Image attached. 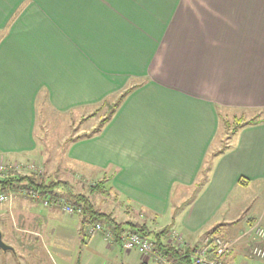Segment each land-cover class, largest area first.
<instances>
[{"label":"crops","instance_id":"0c3cea01","mask_svg":"<svg viewBox=\"0 0 264 264\" xmlns=\"http://www.w3.org/2000/svg\"><path fill=\"white\" fill-rule=\"evenodd\" d=\"M17 1L0 0V28L13 34L0 40L2 156L36 149L42 101L67 111L129 90L100 131L71 142L68 158L107 175L120 201L160 215L174 185L196 184L223 148L213 147L223 110L264 118V0H44L29 25L18 23L26 10L16 16ZM232 135L176 228L190 244L202 241L193 238L228 191L264 180V122ZM27 198L5 207L17 230L0 264L10 254L20 264H143L118 238L86 237L80 215L60 219L59 209Z\"/></svg>","mask_w":264,"mask_h":264},{"label":"rangeland","instance_id":"374dc122","mask_svg":"<svg viewBox=\"0 0 264 264\" xmlns=\"http://www.w3.org/2000/svg\"><path fill=\"white\" fill-rule=\"evenodd\" d=\"M16 5L17 3H15V6ZM43 5L44 0H20L15 15L17 16V14L21 13L23 9L26 11L20 16L18 23L21 21H27V24L29 25V20L27 18L31 16H29L28 13L30 12L31 14V11L33 10L32 8ZM5 16L8 17L11 16V14H7ZM32 23L35 26L36 20L33 19ZM17 25L18 24H16V26ZM35 27H39V25ZM12 35V31L10 32L8 27L5 29L0 28V40L3 37L9 38ZM116 99L117 97H114L112 94L109 95L101 103V105H85L78 108H72L67 111H57L46 100L42 101L37 109L38 114L36 124L34 126V141L36 143V149L32 151L30 157L26 155H12V157H6L0 154V161L2 160L7 163L32 162V164L36 165L38 168H24L22 170L43 174L47 181L53 179L66 180L75 193H84L86 195L89 194L90 186L96 181L100 180V178L103 176H101L97 170L89 168L86 164L68 158L69 149L72 144L71 142L76 141L75 139L71 141L69 138L81 136L89 131L93 132L97 127L100 126L101 121L109 115L110 104L115 102ZM235 112L238 111L223 110V113H225L224 115H226L228 118V122L225 120L221 121L219 136L216 138L213 144L214 148L219 149L224 147L225 144H227L229 140L232 139L233 135L230 131H232L235 126L233 119ZM236 115L239 116L241 114L238 113ZM228 123L230 125H228ZM200 178L201 171L196 181H198ZM206 184H204L200 191L204 189ZM109 186V182H106V187ZM195 186L196 184H193L192 186L185 188L179 184H175L171 195L172 197L169 201L168 211L167 207H165L160 215L150 211L148 212L146 208L141 210L138 205L129 204L130 201L129 203L128 201L125 202L124 200L120 201V199L114 195L107 196L99 191L94 193L92 197L99 209L107 212H114L115 216L120 221H124L126 219L137 220L139 222L145 221L151 230H159L166 225L172 224L174 212L177 211L175 222L172 225V229L177 231V226L182 225L184 221L182 216L184 213H186L195 199L199 197L200 191L197 193V195L194 194ZM20 187L21 186H18V188ZM60 190H63V187ZM193 195L196 196L192 198ZM18 196L21 195L18 194ZM16 197H14V199ZM224 200V206L218 211L217 215L213 217L199 231V235L193 238L194 241H198L200 238L202 241L205 240L208 237L207 232L224 223L223 226L228 227L226 237L231 241H235L232 247L235 260L232 264H264V262L258 260L257 258L250 257L249 253H251L250 248L253 241L251 242L250 238L248 237V233L245 236H242L243 232L250 231V234L256 226L264 224V180L253 182L250 185L237 184L233 189L226 193ZM11 201L0 203V230H2V238L5 243L12 241L8 234L12 233L14 230H17L15 227H13L14 221L11 220L10 217L11 211L5 209L8 203L11 204ZM37 202L41 203L40 201ZM49 207L59 209L61 214L59 217L60 219H62L64 216L66 218L70 217L68 215L69 213L65 214L62 207L58 205L56 201L52 206ZM3 211H6L9 217L3 216L1 214ZM70 223H73V221H70ZM80 224L81 230L84 231L85 236L92 237V235L86 233L89 225L82 229V222ZM15 226L17 227L16 224ZM67 228L70 230L75 229V227L72 225H68ZM184 236V240L191 241L189 236ZM69 240L70 241L67 245L70 246L71 249L75 248V240L72 238H69ZM256 244L264 245L263 242L259 241H256ZM10 257V262H6V264H15V262L20 264V261H22L21 258L19 259L15 254H10ZM143 258V264H146L148 259L145 256H143ZM3 262L2 264H4Z\"/></svg>","mask_w":264,"mask_h":264},{"label":"trees","instance_id":"16d2710c","mask_svg":"<svg viewBox=\"0 0 264 264\" xmlns=\"http://www.w3.org/2000/svg\"><path fill=\"white\" fill-rule=\"evenodd\" d=\"M129 90L124 91L115 102L110 104L109 115L105 117L99 127H97L93 132L89 131L81 136L70 137L69 139L73 141L83 137H91L96 132L101 130V127L111 118V116L115 113L121 101L124 99ZM226 121V120H225ZM228 122V121H227ZM235 126L232 129L231 134H234L240 128L246 125L258 124L264 122V118L261 115H256L250 118L238 117L234 116ZM228 125H230L228 123ZM225 147L221 150L213 151L209 154L206 164L202 167L201 178L196 182V186L194 189V194L197 195L199 191L202 189L204 184L208 182L209 173L212 169L213 158L223 152ZM109 179L107 175H104L100 180L96 181L94 184L90 186L89 194L84 193H75L72 187L69 185L68 181L63 179L50 180L47 181L43 174H37L32 171H23L16 170L9 172L6 176L0 175V192L8 191L11 189H15L18 186H22L26 189H33L36 192L42 195H49L51 199L57 201L58 198H65L67 202L72 205H75L80 212L77 215L81 216L82 229L86 228V226L90 224H94L96 222H102L105 225L107 230L111 229L116 238H120V234L126 230L137 231L142 234L146 238H150L154 241L156 246L164 251L168 257L172 260L179 261L183 264H196L193 259L189 256V251H185L183 248L176 246L175 244L169 242L168 233L172 230V225L175 222L176 212L173 215V223L170 225H166L159 230H151L145 221L139 222L137 220L126 219L124 221H120L114 214V212H107L99 209L95 201L93 200L92 195L96 192H102L105 195H114L117 193L112 186L106 187V182ZM63 187V190H60ZM90 195V196H89ZM196 195H193L192 198ZM32 199V198H30ZM37 200V199H33ZM40 201V200H37ZM141 210L145 209L140 207ZM74 215V214H73ZM224 223L218 225L213 230L207 232L208 242L205 243L209 247V256L211 258L215 257V248L217 247L215 238L217 236H222L227 238V228L223 226ZM205 241V240H204ZM202 241L201 243L203 244ZM200 243V244H201ZM197 245V244H194ZM250 257H252L250 255ZM235 260V256L233 253V249L227 252L222 258L221 262L217 264H232Z\"/></svg>","mask_w":264,"mask_h":264},{"label":"built area","instance_id":"2783aa9c","mask_svg":"<svg viewBox=\"0 0 264 264\" xmlns=\"http://www.w3.org/2000/svg\"><path fill=\"white\" fill-rule=\"evenodd\" d=\"M38 168L32 162H14L7 163L0 161V175L6 176L9 172L13 170H22L24 168L34 169ZM21 195L24 197L40 200V202L45 206H52L55 200L51 199L49 195H42L36 192L33 189H26L24 187L16 188L14 190H8L0 192V203L8 202L14 199V197ZM62 209L69 214H77L80 210L75 206L67 202L65 198H58L56 201ZM99 232L105 233V238L108 240H115L116 235L112 230H107L105 225L102 222H96L90 224L86 230L87 234L93 235ZM250 231L243 232L242 236H245L248 233L250 238L251 248L249 253L252 257L257 258L258 260L264 262V245L256 244V241L263 242L264 244V224H260L254 228V230L249 234ZM119 240L121 241L122 246L127 250H136L141 253L142 256L147 257L148 262L146 264H183L179 261L172 260L168 255L159 249L154 241L150 238L144 237L137 231L126 230L120 234ZM169 242L175 244L178 247L183 248L185 251H189V256L194 260L196 264H217L221 262V258L229 252L235 241H231L228 238L222 236H217L215 242L217 247L215 248V257L211 258L209 256V247L205 245L208 242V237L205 239L203 244H190L182 234L177 231H171L168 233Z\"/></svg>","mask_w":264,"mask_h":264},{"label":"water","instance_id":"95a60500","mask_svg":"<svg viewBox=\"0 0 264 264\" xmlns=\"http://www.w3.org/2000/svg\"><path fill=\"white\" fill-rule=\"evenodd\" d=\"M0 247L3 248V249H5V250L12 248L10 245L6 244L3 241L1 230H0Z\"/></svg>","mask_w":264,"mask_h":264}]
</instances>
